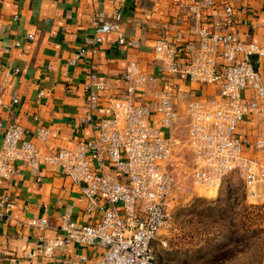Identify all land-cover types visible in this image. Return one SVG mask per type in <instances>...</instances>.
Segmentation results:
<instances>
[{
    "label": "built area",
    "instance_id": "built-area-1",
    "mask_svg": "<svg viewBox=\"0 0 264 264\" xmlns=\"http://www.w3.org/2000/svg\"><path fill=\"white\" fill-rule=\"evenodd\" d=\"M214 1L201 0L202 4L191 6L200 21L192 27L189 39L178 33L173 43L163 36L154 47L152 63L159 73L217 86L208 99L190 101L184 139L175 134L180 114L172 93L165 92L151 102L138 99L152 79L138 62H129L123 70L124 92H106L108 102L100 108L102 116L97 120L90 112L82 119L95 133L85 141L42 156L39 144L25 137L22 124H5L0 119V189L21 174L22 166L37 176L41 166L48 164L71 178L86 200L88 222L73 220L68 209L61 216L63 236L46 237L47 217L28 218L45 258L60 263L61 251L73 244L103 249L91 263L81 255L83 264H158L153 241L189 194L182 183L187 178L218 192L225 178L235 174L242 180L247 198L264 204V80L257 69L264 44L244 40L234 29L238 21L232 5H225L223 14L229 28L220 23L212 28L203 25L202 10ZM102 20L103 14L97 13L93 21L97 30ZM119 35L120 45L140 46L139 41ZM96 42L102 39L98 37ZM105 86L101 75L91 71L86 84L91 109L98 107L99 89ZM252 112L263 120L254 140L237 134L240 123ZM35 135L44 142L49 130L39 126ZM179 146L189 157L183 152L179 155ZM14 208L11 195L1 194L0 222ZM96 212L98 218L92 222Z\"/></svg>",
    "mask_w": 264,
    "mask_h": 264
},
{
    "label": "crops",
    "instance_id": "crops-1",
    "mask_svg": "<svg viewBox=\"0 0 264 264\" xmlns=\"http://www.w3.org/2000/svg\"><path fill=\"white\" fill-rule=\"evenodd\" d=\"M194 4L202 2L0 0V119L5 124H22L25 137L39 144L42 156L52 149L85 141L95 133L82 119L90 112L97 120L102 116L100 108L108 102L106 92H124L127 82L123 70L129 62H138L152 76L138 99L151 102L165 92L172 93L180 114L175 134L181 139L179 134L187 135L190 101L208 99L217 92V86L191 82L183 75L159 73L152 59L159 38L165 36L174 43L178 33L184 40L191 37L192 27L200 21L191 10ZM227 4L235 9L238 22L234 29L241 37L264 44V0H215L202 10L203 25L212 28L220 23L229 28L223 16ZM97 13L103 14L98 30L93 24ZM119 34L139 41L140 46L120 45ZM98 37L101 43L96 42ZM257 69L264 80V57ZM93 70L101 75L106 89H99L98 107L91 109L86 84ZM245 95L250 97L248 91ZM262 121L252 112L240 123L237 134L254 140ZM39 126L49 130L44 142L35 135ZM2 141L0 132V148ZM3 193L11 195L15 208L0 222V264H17L20 260L23 264H83L81 255L91 263L103 252L102 248L72 244L61 251L62 261L56 263L37 248L38 236L27 223L28 218L47 217L50 227L44 234L50 238L63 236L61 216L68 209L73 220L88 222L81 189L57 167L43 164L36 176L22 166L20 175L3 183L0 195ZM98 212L92 222L97 220Z\"/></svg>",
    "mask_w": 264,
    "mask_h": 264
},
{
    "label": "rangeland",
    "instance_id": "rangeland-1",
    "mask_svg": "<svg viewBox=\"0 0 264 264\" xmlns=\"http://www.w3.org/2000/svg\"><path fill=\"white\" fill-rule=\"evenodd\" d=\"M179 137L184 139V132ZM178 150L179 155L183 152L189 157L184 148ZM226 178L218 192L188 178L182 182L189 194L175 207L171 221L152 244L158 264H210L206 260L213 250L231 240L227 233L244 240L235 247L239 251L233 259L224 264H264V204L247 198L238 176ZM230 185L238 188L232 198L227 195Z\"/></svg>",
    "mask_w": 264,
    "mask_h": 264
},
{
    "label": "trees",
    "instance_id": "trees-1",
    "mask_svg": "<svg viewBox=\"0 0 264 264\" xmlns=\"http://www.w3.org/2000/svg\"><path fill=\"white\" fill-rule=\"evenodd\" d=\"M226 179L229 180L230 177H228ZM231 185L228 187V190H227V195L229 198L234 197L235 190H238L237 187H232ZM225 236L228 238H231V240L220 245L219 247H216L213 250V252L211 253V255L209 256V258L206 260L207 263L224 264V263L232 260L233 257L235 256L234 254H236V252L239 251V249H237L235 247L239 246L240 244L243 243V240H244L243 237H241V236L240 237H234V235L231 233H227ZM232 238H234L235 240L233 241ZM158 256L160 259V251L158 253Z\"/></svg>",
    "mask_w": 264,
    "mask_h": 264
}]
</instances>
